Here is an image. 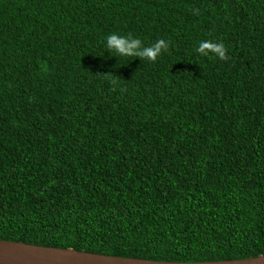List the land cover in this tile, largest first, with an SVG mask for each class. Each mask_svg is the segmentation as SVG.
Listing matches in <instances>:
<instances>
[{
    "label": "trees",
    "instance_id": "obj_1",
    "mask_svg": "<svg viewBox=\"0 0 264 264\" xmlns=\"http://www.w3.org/2000/svg\"><path fill=\"white\" fill-rule=\"evenodd\" d=\"M0 238L264 253V0H0Z\"/></svg>",
    "mask_w": 264,
    "mask_h": 264
},
{
    "label": "water",
    "instance_id": "obj_2",
    "mask_svg": "<svg viewBox=\"0 0 264 264\" xmlns=\"http://www.w3.org/2000/svg\"><path fill=\"white\" fill-rule=\"evenodd\" d=\"M0 264H264V253L234 259L168 261L103 254L0 238Z\"/></svg>",
    "mask_w": 264,
    "mask_h": 264
},
{
    "label": "clouds",
    "instance_id": "obj_3",
    "mask_svg": "<svg viewBox=\"0 0 264 264\" xmlns=\"http://www.w3.org/2000/svg\"><path fill=\"white\" fill-rule=\"evenodd\" d=\"M205 42H201L199 45V51L203 54H210L205 52V49L201 50V46ZM142 41L138 38L131 36H123L117 33L109 34L105 40V47L108 51L115 52L119 56H140L147 58L149 61H155L157 57L161 54L162 49L167 47V43L164 39H159L155 44L147 47H141ZM220 50L210 49L211 53L218 55L220 58L224 57V48L219 45Z\"/></svg>",
    "mask_w": 264,
    "mask_h": 264
}]
</instances>
